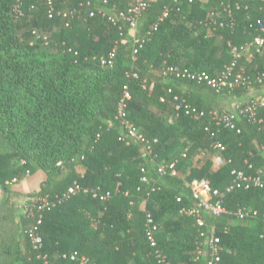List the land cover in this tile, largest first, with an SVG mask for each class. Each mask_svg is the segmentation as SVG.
Here are the masks:
<instances>
[{
    "label": "trees",
    "instance_id": "1",
    "mask_svg": "<svg viewBox=\"0 0 264 264\" xmlns=\"http://www.w3.org/2000/svg\"><path fill=\"white\" fill-rule=\"evenodd\" d=\"M85 1L54 0L62 11H78L66 25L65 18L48 17V0H0V190L9 191V182L42 169L47 179L39 194L60 193L77 182L110 196L100 200L90 192L78 193L46 211L39 250L25 232L34 219L22 215L17 232L15 210L1 199L0 264H81L61 257L71 252L88 264H155L147 214L156 225V247L170 264H207L212 229L219 238L215 264H264V189H226L233 183L230 168L264 172V107L253 121L238 114L239 131L219 129L227 167H218L210 159L214 139L209 132L218 128L210 117L195 119L165 104L176 95L178 101L210 110L209 94L218 93L205 82L163 73L177 66L218 74L232 58L230 47L258 33L254 21L264 17V0H244L248 9H234L233 23L223 7L234 0H178L147 36L150 23L172 3L154 0L138 23L136 34L146 40L135 59L128 25L123 20L112 24L99 14L95 7H104L103 0ZM110 1L118 9L127 6L126 0ZM91 6L95 12L88 16ZM112 49V65L102 64ZM237 64L251 79L264 81V45ZM124 85L130 94L126 117L151 140L150 154L136 141L121 138L125 130L115 115ZM237 88L222 93L235 95ZM191 91H207V99L197 100ZM171 161L175 175L158 172V165ZM77 163L85 168L82 175L75 172ZM201 178L218 189L227 213L204 212L200 225L179 210L196 204L185 181ZM88 205L94 207V235L81 231L88 223L83 210ZM238 209H254L258 215L239 218Z\"/></svg>",
    "mask_w": 264,
    "mask_h": 264
},
{
    "label": "built area",
    "instance_id": "2",
    "mask_svg": "<svg viewBox=\"0 0 264 264\" xmlns=\"http://www.w3.org/2000/svg\"><path fill=\"white\" fill-rule=\"evenodd\" d=\"M122 0H114V2H121ZM154 0H133L129 3L125 9L116 8V3L112 4L110 0H103L104 7H95L97 12L103 16H107V19L112 23L116 24L118 20H123L132 31L130 36V41L133 43L132 50V58L135 59L139 50L143 47L145 43V38L140 37L136 34L138 30V23L143 11L146 10L150 2ZM191 1V0H189ZM244 0H234L233 5L230 3H226L223 7V11L226 13L227 18L230 23L234 22L233 18V10L239 9L243 7V9H248V4L243 3ZM178 0H172V3L165 5L163 7L162 13L156 18V20L150 23L146 35L150 34L152 30H155L158 27V24L166 18L170 11L172 10V5L177 4ZM85 5H90V1L86 0L84 2ZM48 17L53 18L56 16L65 18L66 25H68L69 21L74 18L78 11L74 8L68 11H62L58 9L54 5V0H48ZM109 7V8H107ZM109 10V11H108ZM95 10L94 7H90L88 11V16H92ZM223 23L220 22V26ZM254 25L258 30V33L248 41L244 42L238 46H231L230 52L232 54V58L229 64L223 66V69L216 75H209L205 72L197 73L189 70H181L177 66L167 67L163 70L164 74L174 73L177 76L190 78L199 82H205L211 88H213L217 93H221L223 90L232 91L237 87H255L254 83L257 81L262 86H264V81L262 78L258 77L256 80L251 79L245 72L238 68V59L242 55H247L251 57L253 52L259 51L261 47L264 45V17L256 18L254 21ZM115 57V50L112 49L108 53L106 57L101 58V63L104 65L111 66ZM172 90L170 88L167 89L166 93H171ZM130 94L128 91L127 85L123 86V94L122 98L117 106V111L115 115V119L119 121L125 130L124 136L121 138H127L128 140L136 141L143 149L150 154L152 142L149 138L145 137L142 133L140 127L135 126L132 122H130L126 117V100L129 98ZM174 100H178L176 95L173 96ZM161 101L164 100L162 96L160 98ZM264 107V92L257 93L252 96L244 104H235L234 109H210L204 110L200 108H196L189 103L182 101H178L175 105L177 110L182 109L186 115H189L195 119L204 117L208 115L210 119L214 122V124L218 127L217 131H210V136L214 139L213 150L215 151L212 157V163L214 165H221L222 163H227L224 158V145L217 140L218 131L221 127L235 129L239 131V128L235 125V120L238 114H243L250 120H255L256 111ZM208 130L207 128H205ZM155 142L156 139H153ZM182 156H185V153H182ZM250 167V165H249ZM158 172L164 173L166 171L171 175L176 174L175 161L169 162L166 166L163 164L158 165ZM142 176L140 178L141 182L146 180V176L144 174V169H142ZM230 175L233 177V183L229 185L226 189L230 190L233 187H244L246 189L250 187L254 188H263L264 189V172L259 170L256 173H245L243 170L230 168ZM185 186L189 189L191 195L196 200L195 205L183 206L179 210V213L192 216L196 219L198 224H203L202 214L209 213L214 216H218L221 213H227L224 207L223 198L220 195L218 189L213 188L210 181L206 178L201 179H193L191 181H185ZM92 193V197H98L100 200H106L109 198L110 193L108 191L100 192L98 189L89 190L86 187H82L79 183L73 182L69 185L64 191L60 193H55L50 195L48 193L39 194L37 192L29 193L25 200L21 204L22 215L26 218L34 219L29 227L26 229V234L31 243V246L35 250H39L43 244V238L39 231V226L42 221L43 214L46 211L52 210L56 207L57 204L64 202L71 197L77 195L78 193ZM179 200V198H178ZM200 208L202 210H200ZM235 215L239 218L252 217L255 218L258 215L257 210L248 209L242 210L238 209L235 212ZM264 217V213H263ZM156 229V225L154 220L150 214H147V229L146 234L150 241L151 246H154V257L155 264H170L166 254L162 252V250L156 247V241L153 236V232ZM218 243L219 238L214 236L213 229L211 231V236L207 240L206 244L208 245L207 253H209V260L207 264H215L218 261ZM196 251L198 254H202L203 248L202 245L196 246ZM46 256L42 254V258ZM62 258L68 259L69 261H79L81 264H88V259L84 256H79L77 252H71L69 254L63 253L61 255Z\"/></svg>",
    "mask_w": 264,
    "mask_h": 264
},
{
    "label": "crops",
    "instance_id": "3",
    "mask_svg": "<svg viewBox=\"0 0 264 264\" xmlns=\"http://www.w3.org/2000/svg\"><path fill=\"white\" fill-rule=\"evenodd\" d=\"M132 0H126V4L128 5L129 3H131ZM204 1V0H203ZM132 34V32H131ZM181 87V86H180ZM182 88V87H181ZM238 89V94L236 93L235 95L230 94V93H218V94H209L212 95V99H213V108L217 109V110H222V109H234L235 104H244L246 103L249 99L252 98V96L254 94L257 93H263L264 92V86L261 87H253V88H248V87H240L237 88ZM261 89L263 91H261ZM185 91V90H183ZM209 92V90H208ZM192 95L197 99L202 101L201 99H205L206 98V94L207 91L204 92H192ZM203 99V100H204ZM207 99V98H206ZM160 101V100H159ZM175 104H174V102ZM173 101H169L165 104H167L166 106L171 109V110H175L176 112L178 111L175 108V105L177 104L178 100H174ZM162 102V101H160ZM154 104H159V103H154ZM163 104V103H162ZM166 107V108H167ZM155 110V107H152ZM215 151L212 152L211 154V161H212V157ZM222 167H227V163H222L221 165ZM218 166V167H219ZM75 172L82 175L85 168L82 164L77 163L74 166ZM47 179V174L46 172H44L42 169H36L33 173L28 174L26 176H24L22 179L19 180H12L11 182H9V191L6 190H0V200L1 199H6L8 201V204H10L13 208H14V223L17 226V232L19 231V226H20V222L22 219V209H21V204L22 202L25 200L26 196L29 193L32 192H37L40 190V186L41 183L43 181H45ZM96 207V206H95ZM140 207L144 208V201L142 203H140ZM84 212L86 214V217L88 219V223L85 224V226H82L81 231L83 233H90L91 235H94L95 232V228H96V223H95V217L93 214L94 211V207L92 205H88L87 207H85Z\"/></svg>",
    "mask_w": 264,
    "mask_h": 264
},
{
    "label": "rangeland",
    "instance_id": "4",
    "mask_svg": "<svg viewBox=\"0 0 264 264\" xmlns=\"http://www.w3.org/2000/svg\"><path fill=\"white\" fill-rule=\"evenodd\" d=\"M204 2H205V0H204ZM222 167V166H221Z\"/></svg>",
    "mask_w": 264,
    "mask_h": 264
}]
</instances>
